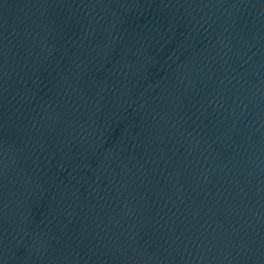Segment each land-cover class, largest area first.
<instances>
[{
	"label": "water",
	"instance_id": "water-1",
	"mask_svg": "<svg viewBox=\"0 0 264 264\" xmlns=\"http://www.w3.org/2000/svg\"><path fill=\"white\" fill-rule=\"evenodd\" d=\"M0 264H264V0H0Z\"/></svg>",
	"mask_w": 264,
	"mask_h": 264
}]
</instances>
